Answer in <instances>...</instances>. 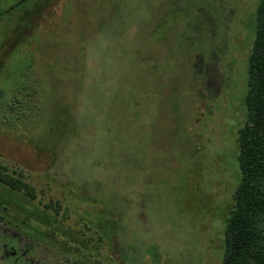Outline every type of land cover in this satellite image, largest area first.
Segmentation results:
<instances>
[{
    "label": "rangeland",
    "instance_id": "1",
    "mask_svg": "<svg viewBox=\"0 0 264 264\" xmlns=\"http://www.w3.org/2000/svg\"><path fill=\"white\" fill-rule=\"evenodd\" d=\"M171 1H182L183 10L164 14L156 36L184 56L169 54L154 68L142 41L154 35V20ZM174 1L0 0V43L28 28L36 52L50 57L44 70L35 59L31 71L43 100L34 136L45 132L67 180L88 187L96 206L128 213L118 220L127 260L220 264V234L238 178L234 132L244 115L257 0H219L222 15L215 11L197 33L204 48L201 42L190 51L185 38H194L192 23L203 18L196 9L212 11L211 0ZM185 17L191 27L180 31ZM173 26L180 27L174 32ZM70 111L79 124L71 133ZM133 134L139 138L128 148L141 150L143 171L124 176L119 151ZM71 202L93 205L83 195Z\"/></svg>",
    "mask_w": 264,
    "mask_h": 264
},
{
    "label": "flooded vegetation",
    "instance_id": "2",
    "mask_svg": "<svg viewBox=\"0 0 264 264\" xmlns=\"http://www.w3.org/2000/svg\"><path fill=\"white\" fill-rule=\"evenodd\" d=\"M166 7L159 27L164 14L182 9L172 1ZM209 20L205 12L197 33ZM38 44L28 28L0 43V264H131L118 238L125 234L120 213L95 201L71 204L74 195L88 198V187L67 180L45 132L34 136L43 100L31 71L35 59L44 61L43 70L50 64L36 52Z\"/></svg>",
    "mask_w": 264,
    "mask_h": 264
},
{
    "label": "trees",
    "instance_id": "3",
    "mask_svg": "<svg viewBox=\"0 0 264 264\" xmlns=\"http://www.w3.org/2000/svg\"><path fill=\"white\" fill-rule=\"evenodd\" d=\"M217 1L219 0H211L209 2L208 7L212 11L210 9L205 11V8L198 7L196 15H201L204 18V13L209 12L211 17L216 15L214 14L215 11L219 15L220 13L222 15L224 4L220 1L217 3ZM203 18H197L196 24L192 23L194 38L191 39V35L185 38L186 45H189L187 47L189 51L194 48L198 49V45L201 42L203 48L206 44L199 34H197V23L202 21ZM220 18L221 16H218L219 27L221 23ZM250 21L252 39L245 61L247 79L244 97L245 106L243 107L244 115L241 125L234 132L233 157L237 165L238 178L231 193V204L225 214L224 228L220 234V264H264V0L256 1ZM186 22V17L185 20L180 18L179 23L181 27L173 26L174 32L179 27L180 31L185 28L184 26L191 27ZM158 23V19L154 20L152 25L154 28L151 30L153 33L155 32L154 35L151 33L152 35L148 39L144 38L142 41L143 47L147 52L143 57L146 59L150 58L153 62L150 66L154 68L157 66L156 61L159 62L160 58L165 60V56L168 59L169 54H172L175 59L184 56L182 55V50L177 48V51L172 52V48L169 47L167 40L164 41V39H161V36H156V30L159 28ZM163 49H165V52H162ZM203 53L205 54L206 51ZM155 74L157 73L154 72L152 75L158 79L159 76ZM147 103V108H149L151 103ZM72 108L73 105L71 103ZM66 124L70 128L73 126L71 129L68 127L69 133H71L70 131L73 132V129L79 125L77 119L73 118L71 111L70 114H67ZM138 138V135L133 134L131 139L121 144L124 147L123 151L118 150L120 152L119 168L123 170L124 176L135 175L137 172L141 173L143 171L141 150L133 149L132 147L128 148V144ZM134 195L140 199L138 192H135ZM87 197L91 199V202H97L95 197L89 195ZM121 199L123 204L127 202L125 195ZM119 216L123 215L120 213Z\"/></svg>",
    "mask_w": 264,
    "mask_h": 264
}]
</instances>
